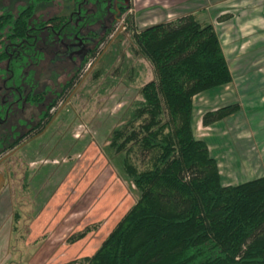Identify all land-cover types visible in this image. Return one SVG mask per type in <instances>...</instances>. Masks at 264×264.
Instances as JSON below:
<instances>
[{"label":"rangeland","instance_id":"rangeland-1","mask_svg":"<svg viewBox=\"0 0 264 264\" xmlns=\"http://www.w3.org/2000/svg\"><path fill=\"white\" fill-rule=\"evenodd\" d=\"M30 2L0 0V12L15 14L19 7ZM76 7L75 0H48L35 3L33 11L37 19L44 20L52 15H69ZM83 8L87 13L96 9L91 3ZM189 13L197 21L212 25L232 73L240 59L245 62L252 53L251 43L264 41V0H130L127 14L133 28L123 19L117 21L113 34L97 44L93 56L49 108L57 109L51 124L25 149L10 152L0 160V173L5 176L0 188V264L80 263L136 200L138 193L123 169L122 153L114 152L111 145L113 128L128 120L139 86L152 77V69L136 51L131 33ZM95 26L93 23L88 29ZM85 31L82 29L81 33ZM4 36L5 30L0 32V52L4 50L1 43L10 44ZM88 44L85 42L84 46ZM10 47L13 51L17 49ZM62 49L63 44L56 36L41 29L36 44L16 61L18 79L29 80L23 93L42 94L43 105L23 104V109L32 110L34 115L60 93L80 60L75 54L80 49ZM71 51L75 53L69 59ZM259 61L255 58L254 62ZM8 75L7 62L1 60L2 101L7 100L9 92L3 88V80L6 83L12 80L6 78ZM233 76L234 81L218 92L212 88L194 95L191 109L194 137H210L216 132L213 125L200 123L203 112L229 103L243 106L247 98L236 91L235 80L241 74ZM3 107L0 102V108ZM246 138L249 141L245 152L257 158L261 151L254 146L249 131ZM224 151L223 157H229L230 151ZM255 151L259 152L257 156ZM23 153L24 162L18 159ZM148 156L152 155L143 156L132 149L128 161L141 169ZM217 160L221 183L246 180L247 177L235 178L236 171L230 170L228 159L223 163L219 156ZM14 210L18 213L16 220ZM77 233L80 235L74 238Z\"/></svg>","mask_w":264,"mask_h":264},{"label":"trees","instance_id":"trees-1","mask_svg":"<svg viewBox=\"0 0 264 264\" xmlns=\"http://www.w3.org/2000/svg\"><path fill=\"white\" fill-rule=\"evenodd\" d=\"M40 1L48 0H31L15 14L0 12V32L5 30L10 43H1L0 61L7 62L13 75L17 59L36 44L41 29L65 40L75 28L67 15L37 19L33 8ZM92 3L91 17L80 11L76 21L78 27L96 23L86 34L94 42L45 109L71 85L97 44L113 34L117 21L131 27L127 0ZM131 37L152 77L139 86L128 120L113 128L111 145L122 153L123 169L138 194L77 264H264V175L223 185L205 141L192 132L194 95L231 81L212 25L189 13L133 30ZM36 95L29 100H40L42 95ZM237 110V103L207 110L200 123L210 125ZM132 149L152 155L143 168L128 161ZM13 219H18L15 210Z\"/></svg>","mask_w":264,"mask_h":264},{"label":"crops","instance_id":"crops-1","mask_svg":"<svg viewBox=\"0 0 264 264\" xmlns=\"http://www.w3.org/2000/svg\"><path fill=\"white\" fill-rule=\"evenodd\" d=\"M254 29L256 28H253V31ZM251 44L252 53L245 59V62L240 59L233 73L228 67L231 74V81L228 84L234 81L233 75L241 74L242 77L235 78L237 80L236 91L243 92L247 99L243 101V106L239 105L236 112L207 125H213L216 132L211 133L210 137L201 138L205 141L209 154L216 162L219 156L223 163L229 160L230 170L235 169L236 171L235 178L247 177L246 180L264 175V151L262 150L264 147V71L260 69L262 68L260 65L264 69V56L259 57L264 54V41ZM255 58L260 59L259 63L254 62ZM228 84L215 88L216 92ZM240 95L243 94L240 93ZM246 131H249L254 146L260 148L261 154L257 158L245 152L244 148L249 141L246 138ZM223 150H225L224 152L230 151L229 157L226 155L223 157L221 154ZM259 152L255 151L256 156ZM253 166L254 168L256 166L255 171ZM222 184L235 183L230 181Z\"/></svg>","mask_w":264,"mask_h":264},{"label":"flooded vegetation","instance_id":"flooded-vegetation-1","mask_svg":"<svg viewBox=\"0 0 264 264\" xmlns=\"http://www.w3.org/2000/svg\"><path fill=\"white\" fill-rule=\"evenodd\" d=\"M91 3V5L95 7L92 3L96 0H75L77 4L76 8H73L71 14L67 15L69 19L73 20L74 27H72V35L70 38L65 40L58 39L60 44H63V49H67L68 47H75V49H80L78 53L71 51L68 58L72 53L76 54V57L81 58L82 55L89 49L90 46L93 44V39L86 35L88 31L92 30L88 29L89 25L78 27V13L81 11L84 14V17L90 16L95 11H90V13L86 12V9L83 6H86L87 3ZM130 4V0H127ZM83 10V11H82ZM76 15V16H75ZM83 17V18H84ZM86 29V31L82 34L81 30ZM75 32V33H74ZM76 37H78L76 39ZM57 39V38H56ZM85 39V40H83ZM87 39V40H86ZM85 42L89 44L84 46ZM76 44V45H75ZM80 44V45H79ZM57 56H61V54H56ZM25 57V55H24ZM73 62V60H71ZM78 65V64H77ZM75 67V62L73 68ZM72 68V69H73ZM76 68V67H75ZM7 70L9 75L6 78L12 79L11 82H5L6 79L3 80L4 86L3 88H8L9 92L6 93L7 100H0L1 105L4 107L0 108V160L2 157L6 156L7 154L13 153V151H19L20 148H24L26 145H29L30 141H32L35 137H38L44 130L51 124L54 115L57 112V109H37L36 115H34L33 111L30 109H23V104L26 102L34 103V104H41L42 100H38L37 102H31L29 97L34 95V93H23V89H25V85L29 84V80L27 77H23L21 80L18 79V76L13 75L11 68L7 66ZM75 70V69H74ZM36 95V93H35ZM41 96V93H38L35 97ZM11 106H15L16 109H9ZM18 108V109H17ZM34 119V120H33ZM34 121L33 123H31ZM31 123V124H30ZM25 149V148H24ZM9 156V155H8ZM21 158V161H25L26 155L23 153L18 156V159ZM26 168H27V164ZM25 168V167H24ZM26 170H24L25 172ZM13 175V172H11ZM1 177L3 178V184L5 183V176L3 172L0 173ZM7 176V174H6ZM3 186V185H2Z\"/></svg>","mask_w":264,"mask_h":264},{"label":"water","instance_id":"water-1","mask_svg":"<svg viewBox=\"0 0 264 264\" xmlns=\"http://www.w3.org/2000/svg\"><path fill=\"white\" fill-rule=\"evenodd\" d=\"M2 185H3V178L0 175V188L2 187Z\"/></svg>","mask_w":264,"mask_h":264}]
</instances>
